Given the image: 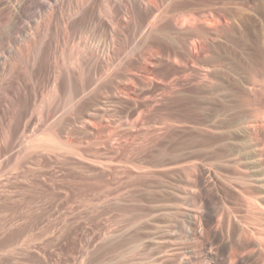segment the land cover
<instances>
[{
    "label": "rangeland",
    "instance_id": "1",
    "mask_svg": "<svg viewBox=\"0 0 264 264\" xmlns=\"http://www.w3.org/2000/svg\"><path fill=\"white\" fill-rule=\"evenodd\" d=\"M84 1L55 3L73 17L46 33L0 0V264H264V0H185L180 35L159 18L150 80L136 0L114 24L120 0ZM89 40L106 74L69 65Z\"/></svg>",
    "mask_w": 264,
    "mask_h": 264
},
{
    "label": "bare ground",
    "instance_id": "2",
    "mask_svg": "<svg viewBox=\"0 0 264 264\" xmlns=\"http://www.w3.org/2000/svg\"><path fill=\"white\" fill-rule=\"evenodd\" d=\"M40 1V0H39ZM45 1V0H44ZM48 1V0H47ZM53 1V2H52ZM84 1V0H83ZM87 1H89V0H86V1H84V2H86V3H88ZM115 1V0H114ZM114 1H111V2H114ZM119 1V0H118ZM122 1H124V0H122ZM121 0L119 1L120 3V6L118 5V7H120V12L116 15V16H113V15H111L110 14V16H109V21H111L112 22V20L113 19H115L116 20V23H125L126 21H127V19H128V17L127 16H134L133 15V13L131 12V4H133V2H134V0H126L125 2H122ZM195 2H196V0H194ZM198 1V0H197ZM200 1V0H199ZM198 1V2H199ZM10 2V1H9ZM38 2V1H37ZM71 2V1H70ZM69 2V4H71ZM79 2V1H78ZM82 2V1H81ZM90 2V1H89ZM102 2V1H101ZM109 2V1H108ZM136 2H137V5H138V7H139V9H141L142 11H144L145 12V16H146V22H145V24L144 25H142L141 26V28L140 29H138V31L137 30H135V29H133V30H135V32H134V34H133V40H134V42L137 44H142V46L143 47H145L144 48V51L142 52L143 53V58H142V60H143V62L145 63V65H146V71H147V73H143V74H148V78H149V80H150V77H149V75L151 76V70H150V66L151 65H153L154 63V61H153V54H152V52H151V45L149 44V42H147L148 40H147V37L149 36V34L152 32V29H153V26H154V24H155V22L159 19V18H161V17H164V16H173V22H174V25L177 27V31L179 32V34L178 35H180V34H182L183 33V30H184V24H185V20L187 19L185 16H184V13H186L187 12V10H186V12H183V9H184V5H185V0H136ZM135 2V3H136ZM57 4V3H63V0H49V4H50V6H49V8L47 7V9L45 10V12H43L44 14H43V16H41V15H39V16H34L36 13H35V10L36 9H38V8H41L40 7V5H38L37 3H36V1L35 0H17V1H15L14 0V2L13 3H11V5H10V8H9V19H11V21H13V23L16 25V27L18 26L17 24H21L22 22H27L28 24H31V26L32 27H29V29L30 28H33L34 29V31L36 32V29L38 28V27H40V25H42L43 26V28L45 29V32L47 33V31H49V27H50V25H51V23L52 22H55V26H58V28L60 27V29L61 28H63L64 30L67 28V25H68V21H69V18L70 17H73L72 16V14H71V16L69 15V16H60V14H59V16H51L50 15V13L52 12L51 11V9H53L52 7L54 6V4ZM68 3V2H67ZM83 3V2H82ZM92 3V2H91ZM90 3V4H91ZM107 3V2H106ZM200 3V2H199ZM9 4V3H8ZM65 4V3H64ZM93 4H95V3H93ZM191 4H192V2H191ZM195 4V3H194ZM198 4V3H197ZM102 5V4H101ZM109 5V4H108ZM112 5H113V3H112ZM193 5V4H192ZM192 5H190L191 7H192ZM199 5V4H198ZM56 6V5H55ZM79 6V5H78ZM83 6V5H82ZM110 6V5H109ZM187 6V5H186ZM38 7V8H37ZM69 7H70V5H69ZM81 7V6H80ZM83 7H86V6H83ZM92 7V6H91ZM112 7V6H111ZM114 7V6H113ZM195 7V6H194ZM197 7V6H196ZM199 7V6H198ZM57 8V7H56ZM55 8V9H56ZM59 8V7H58ZM75 8V7H74ZM77 8V7H76ZM79 8V7H78ZM107 8H108V6H107ZM135 8H136V4H135ZM186 8V7H185ZM45 9V8H44ZM61 9H62V7H61ZM84 9H86V8H84ZM103 9H105V8H103ZM110 9H113V8H110ZM117 9V8H116ZM134 9V8H133ZM132 9V10H133ZM7 11H8V9H7ZM40 11V10H39ZM44 11V10H43ZM67 11V10H66ZM65 11V14L67 13ZM69 11V10H68ZM71 11V10H70ZM73 11H75V10H73ZM88 11H90V10H88ZM96 11V10H95ZM98 11V10H97ZM102 11V10H101ZM108 11H110V10H105V12H108ZM195 11V10H194ZM54 12H55V10H54ZM35 13V14H34ZM73 13V12H72ZM85 13V12H84ZM95 13V12H94ZM110 13V12H109ZM111 13H113V11H111ZM138 13H139V11H138ZM40 14V13H39ZM58 14V13H57ZM68 14V13H67ZM103 14V13H102ZM104 14H106V13H104ZM140 14V13H139ZM190 14H192V12H190ZM199 13L198 12H194V14L192 15L193 17H195V16H200V15H198ZM53 15V14H52ZM115 15V14H114ZM137 15V14H136ZM188 15V14H187ZM75 16V15H74ZM83 16V15H82ZM93 16H94V14H93ZM138 16V15H137ZM141 16V15H140ZM191 15H189V17H190ZM191 16V17H192ZM135 17V16H134ZM134 17H133V19H134ZM186 19H185V18ZM213 17V16H212ZM222 17H224V16H222ZM101 18V17H100ZM131 18V17H130ZM196 18V17H195ZM195 18H193V19H195ZM198 18V17H197ZM197 18L195 19V20H193V19H191V18H189V21H191V20H193V21H195L196 22V20H197ZM219 18H220V16H219ZM7 19V18H6ZM9 19H7V21L9 20ZM96 19V18H95ZM99 19V18H98ZM110 19H112V20H110ZM136 19V18H135ZM138 19V18H137ZM191 19V20H190ZM199 19V18H198ZM99 20H102V19H99ZM114 20V21H115ZM129 20V19H128ZM6 21V20H5ZM10 21V22H11ZM103 21V20H102ZM131 21V20H130ZM138 21H140V18L138 19ZM172 21V20H171ZM188 21V20H187ZM193 21H191V22H193ZM205 21V20H204ZM97 22V21H96ZM134 22H135V20H134ZM137 22V21H136ZM169 22V21H168ZM191 22H189V23H187L188 25L191 23ZM211 22V21H210ZM113 23V22H112ZM130 23H132V22H130ZM140 23V22H139ZM142 23V22H141ZM9 24H11V23H9ZM13 24V25H14ZM27 24V25H28ZM77 24V23H76ZM114 24V23H113ZM15 25H14V27H15ZM53 25H54V23H53ZM70 25V24H69ZM105 25V24H104ZM118 25H120V24H118ZM130 25V24H129ZM134 25H136V24H134ZM167 25V24H166ZM199 25V24H198ZM72 26V25H71ZM78 26V25H77ZM138 26V25H137ZM192 26V25H191ZM9 27V26H8ZM121 27V26H120ZM135 27V26H134ZM197 27V26H196ZM10 28V27H9ZM18 28V27H17ZM24 28V27H23ZM41 28V27H40ZM39 28V29H40ZM52 28V27H51ZM110 28V27H109ZM130 28V27H129ZM128 28V29H129ZM132 28V27H131ZM174 28V27H173ZM187 28V27H186ZM12 30H13V28H11ZM27 29V28H26ZM25 29V30H26ZM33 29H31V30H33ZM57 29V28H56ZM118 29V28H117ZM168 28H166V30H167ZM170 29V28H169ZM20 30V29H19ZM19 30H17V32L19 31ZM83 30V29H82ZM113 30H114V28H113ZM170 30H172V29H170ZM186 30V29H185ZM14 31H15V29H14ZM28 32H29V30H27ZM58 31V30H57ZM112 31V30H111ZM125 31V30H124ZM158 31H160V30H158ZM162 31V30H161ZM176 31V30H175ZM210 31V30H209ZM21 32V31H20ZM25 32V31H24ZM34 32V35L33 36H31L32 38H31V43H30V45H33V47H35V49H37V47H39L41 44H42V41H43V37L42 36H37L38 34H36ZM44 32V33H45ZM186 32V31H185ZM216 32V31H215ZM5 33V32H4ZM9 33V32H8ZM126 33H127V31H126ZM198 33V32H197ZM6 34V33H5ZM27 34V33H26ZM130 34V33H129ZM162 34V33H161ZM22 35V34H21ZM24 35V34H23ZM43 35V34H42ZM44 35H47V34H44ZM113 35V34H112ZM193 35V34H192ZM28 36V35H27ZM121 36V35H120ZM125 36H127V38H128V33L127 34H125ZM177 36V35H176ZM19 37H20V35H19ZM25 37V36H24ZM23 37V38H24ZM49 37V36H48ZM113 37V36H112ZM122 37V36H121ZM154 37V36H153ZM156 37V36H155ZM22 38V37H21ZM46 38V37H45ZM114 38V37H113ZM131 38V37H130ZM151 38V37H150ZM181 38V37H180ZM179 38V39H180ZM201 38V37H200ZM12 39V38H11ZM109 39H111V38H109ZM121 39V38H120ZM182 39V38H181ZM17 40V39H16ZM25 40V39H24ZM103 40V39H102ZM116 40V39H115ZM114 40V41H115ZM128 40V39H127ZM132 40V39H131ZM147 40V41H146ZM209 40V39H208ZM17 41H19V40H17ZM16 41V42H17ZM23 40L21 39V42H22ZM84 41V40H83ZM98 41H99V39H98ZM97 41V42H98ZM106 41V40H105ZM121 41H122V39H121ZM121 41H119L120 43H121ZM20 42V41H19ZM85 42V41H84ZM93 41H91L90 42V40H89V42H87V43H85V45L84 46H78V45H74L73 47H71L70 49H68L69 50V52H68V57H70V60H72L71 62H70V64L69 65H71L72 66V68H74L73 67V65L75 66H77L78 65V63L79 64H81L80 62H77V60H78V58L79 59H81V58H86V57H92V56H94L93 58H100V59H103V61H104V63H106V65H105V67L104 68H102L101 70H100V74H106L107 72H108V70H109V68H108V59H109V53H110V50H109V48L107 47V48H101L102 47V45H101V43H100V45H101V47H99V45H97V42H96V44H94L93 45V43H92ZM113 42V41H112ZM132 42V41H131ZM181 42H182V40H181ZM209 42V41H208ZM15 43V42H14ZM28 43V42H27ZM94 43H95V41H94ZM104 43V42H103ZM106 43V42H105ZM116 43V42H115ZM124 43V42H123ZM128 43V42H127ZM108 44V43H107ZM111 44V43H110ZM129 44V43H128ZM153 44V43H152ZM181 44V43H180ZM184 44V43H183ZM200 44V43H199ZM15 45V44H14ZM17 45H18V43H17ZM28 44H23V43H21L20 44V46H22L23 47V49L24 50H26V46H27ZM112 45H113V43H112ZM127 45V44H126ZM29 46V45H28ZM180 46V45H179ZM183 46V48H184V45H182ZM182 46H180V48L182 47ZM6 47V46H5ZM15 47H16V45H15ZM30 47V46H29ZM41 47V46H40ZM104 47V46H103ZM113 47V46H112ZM111 47V48H112ZM120 47H122L121 45H120ZM130 47H131V45H130ZM19 49L18 50H20V47H18ZM125 48H128V46L126 47L125 46ZM124 48V49H125ZM142 48V47H141ZM16 49V48H15ZM39 49V48H38ZM59 49V48H58ZM112 49H114V47L112 48ZM121 49V48H120ZM119 49V50H120ZM136 49V48H135ZM153 49V48H152ZM191 49H192V47H191ZM34 50V49H33ZM123 50V49H122ZM126 50H128L129 51V49H125V51ZM131 50H133L132 48H131ZM181 50V49H180ZM185 50V49H184ZM21 51V50H20ZM20 51H18V53L20 52ZM31 51V50H30ZM140 51V50H139ZM142 51V50H141ZM176 51V50H175ZM15 52H17V51H15ZM23 52V51H22ZM26 52V51H25ZM153 52H154V50H153ZM260 52V51H259ZM124 53V52H123ZM131 53H133V52H131ZM141 53V52H140ZM156 53V52H155ZM262 53V52H261ZM66 54V53H65ZM64 54V55H65ZM111 54V53H110ZM121 54V53H120ZM119 54V55H120ZM135 54V53H134ZM156 54H158V53H156ZM177 54V53H176ZM20 55V54H19ZM21 55H23L22 53H21ZM21 55H20V57L19 58H21ZM27 55H28V53H27ZM123 55H125V54H123ZM159 55V54H158ZM5 56V55H4ZM24 56H25V54H24ZM26 57V56H25ZM24 57V58H25ZM88 57V58H89ZM120 57V56H119ZM119 57H117V58H119ZM160 57V56H159ZM184 57V56H183ZM16 58H17V56H16ZM27 58H28V56H27ZM113 58V57H112ZM123 58H125V57H123ZM129 58V57H128ZM137 59H138V56L136 57ZM140 58V57H139ZM11 59V58H10ZM29 59V58H28ZM141 59V58H140ZM12 60H13V58H12ZM27 60V59H26ZM87 60V59H86ZM95 60V59H94ZM97 60V59H96ZM121 60V59H120ZM119 59H118V61H120ZM155 60V59H154ZM88 61V60H87ZM90 61V60H89ZM102 61V62H103ZM123 61V60H122ZM155 61H157V60H155ZM13 62H14V60H13ZM15 62H17V59L15 60ZM15 62H14V64H15ZM60 62V61H59ZM92 61H90V63H91ZM114 62H115V60H114ZM8 63V62H7ZM21 63V62H20ZM30 63V62H29ZM31 63H33V62H31ZM86 63V62H85ZM88 63V62H87ZM96 63V62H95ZM116 63V62H115ZM126 63V62H125ZM156 63V62H155ZM164 63V62H163ZM13 64V65H14ZM100 63H98V65H99ZM103 64V63H102ZM119 64V63H118ZM117 64V65H118ZM139 64V63H138ZM16 65V64H15ZM18 65V64H17ZM29 65V64H28ZM64 65V64H63ZM68 64H67V66H69ZM86 65V64H85ZM92 65V64H91ZM120 65V64H119ZM136 65V64H135ZM10 66V65H9ZM93 66V65H92ZM95 66V65H94ZM103 66V65H102ZM107 66V67H106ZM122 66V65H121ZM142 66V65H141ZM14 66H12V68H13ZM19 67V66H18ZM26 67H27V65H26ZM31 67V66H30ZM59 67V66H58ZM101 67V66H100ZM116 67V66H115ZM114 67V68H115ZM124 67V66H123ZM129 67V66H128ZM133 67H134V65H133ZM138 67V66H137ZM25 68V67H24ZM66 68V67H65ZM78 68V67H77ZM80 68V67H79ZM87 68H88V66H87ZM91 68H93V67H91ZM113 68V67H112ZM118 68V67H117ZM121 68V67H120ZM9 69H10V67H9ZM84 69H86V67L84 68ZM134 69V68H133ZM71 70V69H70ZM78 70V69H77ZM90 70V69H89ZM91 70H93V69H91ZM94 70H96V69H94ZM123 70V69H122ZM126 70V69H125ZM141 70V69H140ZM24 71V70H23ZM79 71V70H78ZM110 71V70H109ZM136 71V70H135ZM55 72V71H54ZM86 72V71H85ZM92 72V71H91ZM130 72V71H129ZM138 72H139V70H138ZM137 72V73H138ZM6 73V72H5ZM25 73V72H24ZM45 73V72H44ZM82 73V72H81ZM111 73V72H110ZM134 73V72H133ZM140 73H142V72H139V75H140ZM91 74V73H90ZM98 74V73H97ZM112 74V73H111ZM121 74H123V73H121ZM128 74V73H127ZM154 74V73H153ZM80 75V74H79ZM96 75V74H95ZM119 75V74H118ZM132 75V74H131ZM137 75V74H136ZM130 76V75H129ZM128 76V77H129ZM138 76V75H137ZM8 77V76H7ZM145 77V76H144ZM56 78H57V76H56ZM109 78V77H108ZM133 78V77H132ZM131 78V79H132ZM58 79V78H57ZM91 79V78H90ZM117 79V78H116ZM116 79L114 80V81H116ZM119 79H121V78H119ZM119 79H118V81H119ZM127 79V78H126ZM64 80V79H63ZM67 80V79H66ZM124 80V79H123ZM144 80V79H143ZM147 80V79H146ZM145 80V81H146ZM152 80V79H151ZM80 81V80H79ZM121 81H122V79H121ZM126 81V80H125ZM129 81V80H128ZM127 81V82H128ZM131 81H133V80H131ZM138 81V80H137ZM2 82V81H1ZM56 82V81H55ZM72 82V81H71ZM102 82V81H101ZM104 82V81H103ZM148 82V81H147ZM150 82V81H149ZM25 83V82H24ZM36 83V82H35ZM95 83V82H94ZM97 83V82H96ZM115 83H118V82H115ZM122 83V82H121ZM129 83V82H128ZM131 83V82H130ZM41 84V83H40ZM65 84V83H64ZM99 84V83H98ZM123 84V83H122ZM94 85V84H93ZM132 85H134V84H132ZM2 86V85H1ZM37 86V85H36ZM91 86V85H90ZM125 86V85H124ZM74 88V87H73ZM93 88V87H92ZM120 88V87H119ZM128 88V87H127ZM130 89V88H129ZM128 89V90H129ZM2 90V89H1ZM105 90V89H104ZM120 90H124V89H120ZM119 90V91H120ZM132 90H134L133 88H132ZM132 90H130V91H132ZM66 91V90H65ZM118 91V90H117ZM125 91V90H124ZM127 91V90H126ZM4 92V91H3ZM64 92V91H63ZM71 92H73V91H71ZM53 93V92H52ZM78 93V92H77ZM129 93H131V92H129ZM138 93V92H137ZM49 94V93H48ZM55 94H57V92H55L54 93V95ZM71 95V94H70ZM130 95V94H129ZM44 96V95H43ZM42 96V97H43ZM72 96V95H71ZM96 96V95H95ZM131 96V95H130ZM52 97V95L50 94V95H46V96H44L43 97V100L44 101H49V99ZM74 97V96H73ZM90 97V96H89ZM53 98V97H52ZM56 98V97H55ZM68 99V98H67ZM71 99V98H70ZM116 99V98H115ZM52 100H54V99H52ZM51 99H50V101H52ZM49 101V102H50ZM69 101V100H68ZM73 100L71 99V102H72ZM75 101V100H74ZM48 103V102H47ZM61 103V102H60ZM64 103V102H63ZM50 104V103H49ZM44 105V104H43ZM42 105V106H43ZM52 105V104H51ZM56 105H57V103H56ZM41 106V105H40ZM39 106V107H40ZM41 106V107H42ZM47 106V105H46ZM58 106V105H57ZM71 106V105H70ZM108 106V105H107ZM38 107V108H39ZM40 107V108H41ZM104 107V106H103ZM50 108V107H49ZM73 108V107H72ZM38 110V109H37ZM65 110H66V108H65ZM42 111V110H41ZM40 111V112H41ZM70 111V110H69ZM48 113V112H47ZM43 114V113H42ZM64 114V113H63ZM71 114V113H70ZM29 116V115H28ZM56 116V115H55ZM55 118V117H54ZM87 119V118H86ZM85 119V120H86ZM120 119V118H119ZM55 120V119H54ZM58 120V119H57ZM67 120V119H66ZM89 120V119H88ZM92 120V119H91ZM72 121V120H71ZM38 122V121H37ZM103 123V122H102ZM67 125V124H66ZM97 126V125H96ZM53 129V128H52ZM63 129V128H62ZM60 131V130H59ZM51 133V132H50ZM49 135V134H48ZM56 135V134H55ZM41 136V135H40ZM45 136H46V134H45ZM55 137V136H54ZM59 137V136H58ZM51 138V137H50ZM47 139H48V141H49V138L47 137ZM57 140H58V138H57ZM62 140V139H61ZM46 141V140H45ZM66 141V140H65Z\"/></svg>",
    "mask_w": 264,
    "mask_h": 264
}]
</instances>
